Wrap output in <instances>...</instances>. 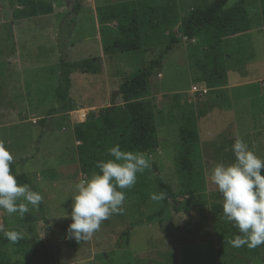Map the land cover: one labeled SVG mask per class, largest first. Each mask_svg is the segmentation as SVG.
Segmentation results:
<instances>
[{"label":"rangeland","instance_id":"rangeland-1","mask_svg":"<svg viewBox=\"0 0 264 264\" xmlns=\"http://www.w3.org/2000/svg\"><path fill=\"white\" fill-rule=\"evenodd\" d=\"M40 1L52 5L51 15L13 21L15 8L0 0V142L14 157L12 172L17 178L25 176L43 196L39 208L23 219L0 211V227L17 229L29 241L26 256L0 247L9 264H264V245L249 249L228 243L233 238L225 228L223 198L207 179L217 162H233L231 145L238 136L264 159L262 0H244L250 25L226 31L224 87L209 88L197 81L191 59L201 56L200 38H185L162 57L159 68L151 72L147 94L154 106L158 141L157 148L146 153L151 168L138 174L132 189L124 190V214L112 215L81 242L67 238L72 221L65 216L71 211L74 184L87 178L78 176L74 126L100 122L106 108L122 105L117 95L120 85L159 60L170 36H180L181 20L213 0H177L179 22L171 31H147L140 50L109 56L102 51L96 8L134 2L139 10L140 3L154 6L160 0ZM238 1L228 0L225 8ZM104 28L115 32L116 23ZM91 59L97 60L93 66L99 64L100 70L74 71L69 94L61 101L57 96L61 63ZM187 106H193L197 117L205 179L204 192L193 196L182 194L175 166L178 127ZM59 165H64L61 177L69 178L71 187L67 194L55 191L46 196L44 182L49 175L44 172ZM160 178L173 194L167 201L150 199L151 193H159ZM57 196H64L63 201ZM58 237L62 242H56Z\"/></svg>","mask_w":264,"mask_h":264},{"label":"trees","instance_id":"trees-1","mask_svg":"<svg viewBox=\"0 0 264 264\" xmlns=\"http://www.w3.org/2000/svg\"><path fill=\"white\" fill-rule=\"evenodd\" d=\"M14 9L12 19L19 21L51 15L53 7L50 3L40 0H7ZM228 0H213L210 4L198 5L194 12L181 20L180 36H170V42L165 47L159 60L153 61L146 70H138L131 74L119 87L117 95L123 104L111 105L99 117V121L76 124L73 134L77 145V156L80 172L87 178L97 172L98 160H106L107 149L119 144L121 150L151 152L157 148V132L154 106L147 94L151 72L160 66V60L172 50L174 44L183 39L200 38V58L193 57L191 65L196 71L197 81L209 88H222L226 85V72L223 64L224 39L226 31L235 28L248 27L250 19L245 10L244 0H240L230 8H225ZM262 15L264 19V0H262ZM79 7L74 8L77 14ZM96 17L101 26V46L103 54L127 53L140 50L143 34L149 32H169L178 24L177 0H160L157 5L139 4V10L134 2H123L96 8ZM116 23V30L109 34L105 24ZM110 35V37H107ZM96 59L73 63L62 62V83L57 96L64 101L71 87V75L74 71L83 74H96L100 65ZM196 115L193 106H187L182 112L178 127L179 145L175 160L176 174L180 179L184 196L203 193L205 179L199 158V138L196 127ZM54 177L52 170L44 172ZM17 180L30 184L25 176ZM159 192H166L164 201L171 199L173 194L168 185L159 179ZM226 230L231 238L239 235V230L227 222ZM17 229H4L11 231ZM28 240L24 238L13 244L0 231V247L12 248L26 256ZM0 264H9L4 253L0 251Z\"/></svg>","mask_w":264,"mask_h":264},{"label":"clouds","instance_id":"clouds-1","mask_svg":"<svg viewBox=\"0 0 264 264\" xmlns=\"http://www.w3.org/2000/svg\"><path fill=\"white\" fill-rule=\"evenodd\" d=\"M231 150L233 162H217L207 179L223 198V217L239 230L228 243L234 248L249 249L264 245V159L249 148L242 137H236ZM110 157L98 160L97 172L74 184L71 197V223L67 238L77 242L90 239L102 223L114 214H124L126 193L137 183L138 174L151 168L148 155L141 151L121 150L116 144L107 150ZM14 157L0 142V211L8 217L23 219L38 209L43 196L28 184L18 183L11 164ZM166 192L151 193L150 199L162 201ZM4 237L15 244L24 238L20 231H4Z\"/></svg>","mask_w":264,"mask_h":264},{"label":"crops","instance_id":"crops-1","mask_svg":"<svg viewBox=\"0 0 264 264\" xmlns=\"http://www.w3.org/2000/svg\"><path fill=\"white\" fill-rule=\"evenodd\" d=\"M48 16V15H46ZM41 17V16H40ZM35 18V17H34ZM14 21V20H13ZM230 87V86H228ZM227 87V88H228ZM77 143V142H76ZM60 161V160H59ZM59 164V163H57ZM53 172H54V177L52 178V176H48L49 179H47L45 182H44V187L45 189L47 190L46 192V196H51V195H55L56 192H59V194L61 193H64V194H67V187H71L70 185V182H69V178L65 179L63 177H61V171L64 169V165H59L58 167L54 166L53 168ZM81 179L84 177L81 172L79 173L78 175ZM75 177V176H74ZM79 179V178H78ZM78 179H75V180H78ZM56 187V189H55ZM56 191V192H55ZM50 192V193H49ZM57 198L59 199V201H63L62 199L64 198V196H61V198H59V196H57ZM44 242V245L46 247V249L49 248L48 244L46 243L47 240H43ZM56 242H62V240L60 239V237H58L56 239Z\"/></svg>","mask_w":264,"mask_h":264}]
</instances>
